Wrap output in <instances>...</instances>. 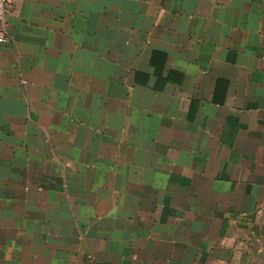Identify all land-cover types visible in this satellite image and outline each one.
I'll use <instances>...</instances> for the list:
<instances>
[{
    "label": "crops",
    "instance_id": "obj_1",
    "mask_svg": "<svg viewBox=\"0 0 264 264\" xmlns=\"http://www.w3.org/2000/svg\"><path fill=\"white\" fill-rule=\"evenodd\" d=\"M0 29V264H264V0H14Z\"/></svg>",
    "mask_w": 264,
    "mask_h": 264
},
{
    "label": "built area",
    "instance_id": "obj_2",
    "mask_svg": "<svg viewBox=\"0 0 264 264\" xmlns=\"http://www.w3.org/2000/svg\"><path fill=\"white\" fill-rule=\"evenodd\" d=\"M14 0H0V25L5 21L10 6ZM5 33L0 29V42L6 41Z\"/></svg>",
    "mask_w": 264,
    "mask_h": 264
}]
</instances>
